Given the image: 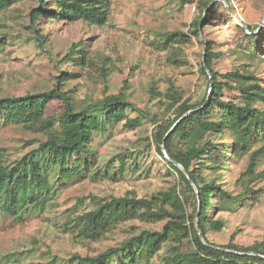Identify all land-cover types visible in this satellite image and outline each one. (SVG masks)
Returning a JSON list of instances; mask_svg holds the SVG:
<instances>
[{
  "label": "trees",
  "instance_id": "obj_1",
  "mask_svg": "<svg viewBox=\"0 0 264 264\" xmlns=\"http://www.w3.org/2000/svg\"><path fill=\"white\" fill-rule=\"evenodd\" d=\"M19 1L0 0V13ZM37 1L29 14L32 23L41 18H54L103 26L109 21L113 5V0ZM226 2L231 3L230 0ZM217 4H220L217 0H197L199 15L188 33L200 39L210 12ZM188 33H161L164 48L170 49L171 42L187 44ZM263 34L264 24L262 27L247 25L243 40L248 42V47L239 52L252 62L261 60L257 46ZM36 39L43 47L45 36L38 33ZM206 44L200 71L208 80L210 92L194 102L192 97L184 99L173 87L172 92H166L167 109L174 113L172 118H160L154 108L137 107L130 100L127 82L119 92L84 104L72 102L67 90L56 88L0 96V127L20 124L46 136L37 148L13 166L6 163L5 149L0 147V203L6 212L22 218L24 211L19 212V201L26 208L44 209L55 195L50 172L56 168L67 181L85 177L94 162V140L98 131L120 123L126 129L136 130L149 120L156 124L153 143L163 155H168L167 161L186 192L175 184L150 196H139L136 190H128L121 196L89 194L79 197L69 211L66 225L71 224V231L88 242L102 240L118 225L131 220L165 221V224L161 230L142 229L94 255L75 252L69 262L155 264L158 259L161 264H264V233L250 245L238 242V231L227 243H217L209 235L210 231H222L226 226V221L215 218V214L238 212L259 201L260 194L254 183L264 176V170L256 172L259 156L264 152V83L246 68L237 67L226 73L216 70L214 65L220 54L209 50L211 42ZM79 45L73 44L66 55L71 67L63 72L58 85L80 74L74 69L90 63L89 50ZM172 58L177 61L178 53L174 52ZM226 90L235 92L236 96H227ZM149 91L152 97L161 95L155 83L150 85ZM53 98L65 105V111L57 119L47 114ZM129 110L138 111V115L130 117ZM259 142L263 143L252 151ZM140 153L141 150L115 155L119 166L109 179L119 181L127 171L139 170ZM246 155H250V160L246 170L236 179L240 187L236 190L225 180V174L231 170V161ZM81 206L84 208L79 211ZM183 243L189 248L184 249ZM165 244L170 246L164 255L161 251ZM41 264H53V261Z\"/></svg>",
  "mask_w": 264,
  "mask_h": 264
},
{
  "label": "rangeland",
  "instance_id": "obj_2",
  "mask_svg": "<svg viewBox=\"0 0 264 264\" xmlns=\"http://www.w3.org/2000/svg\"><path fill=\"white\" fill-rule=\"evenodd\" d=\"M217 1L220 4L211 10L210 19L204 25L206 28L198 39L188 33L191 23L199 15L197 0L187 3L178 0H113L109 21L103 26L54 18H41L32 23L29 14L38 1L21 0L0 13V96L56 88L67 90L72 102L84 104L119 92L127 82L130 100L137 107L144 110L154 108L160 118H172L174 113L167 109L166 92H172L173 87L184 99L192 97L194 102L210 92L208 80L200 71L207 42H211L209 50L220 54L215 61L216 70L226 73L237 67L246 68L264 83V34L257 46L261 60L252 62L239 52L248 47V42L243 40L247 25L262 27L264 24V0H230V4L226 0ZM176 31L190 34L188 43L171 42L170 49H165L161 33ZM38 33L45 36L43 47L36 39ZM75 43L89 50L91 61L84 68L73 70L80 72L78 76L58 85L63 72L71 67L66 55ZM174 52L178 53L177 61H173ZM153 83L161 95L151 96L149 89ZM226 95L234 97L236 93L226 90ZM64 111V103L53 98L47 114L57 119ZM137 115L138 111L129 110L130 117ZM155 126L147 120L136 130L126 129L120 123L98 131L94 140V162L85 177L67 181L61 178L57 168L50 172L55 195L44 209L26 208L19 201L18 210L24 211L23 217L19 218V215L7 213L0 203V264L52 261L53 264H77L69 262L75 252L94 255L142 229L161 230L165 221L145 223L131 220L118 225L102 240L88 242L71 231V224L66 225L69 211L78 198L89 194L121 196L128 190H136L139 196H150L175 184L186 192L183 182L167 161L168 155H163L153 143ZM45 139L44 134L20 124L0 127V147L5 149L4 157L9 166ZM262 143L259 142L252 151ZM139 150V170L127 171L119 181L109 179L119 166L115 155ZM131 160L129 153L128 162ZM249 160L250 155H246L231 161V170L225 174V180L232 188L240 189L235 182L246 170ZM263 170L264 152L259 156L256 172ZM254 188L260 196L252 207L215 214V218L226 221L224 230L209 232L215 242L227 243L235 231H238V242L246 245L262 238L264 176L254 183ZM83 208L81 206L79 211ZM169 246L165 244L161 253L167 254ZM182 247L187 249L189 245L183 243ZM155 264H161L160 260L157 259Z\"/></svg>",
  "mask_w": 264,
  "mask_h": 264
}]
</instances>
